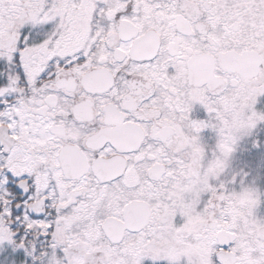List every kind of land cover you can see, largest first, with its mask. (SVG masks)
I'll return each mask as SVG.
<instances>
[{
  "label": "snow or ice",
  "instance_id": "obj_1",
  "mask_svg": "<svg viewBox=\"0 0 264 264\" xmlns=\"http://www.w3.org/2000/svg\"><path fill=\"white\" fill-rule=\"evenodd\" d=\"M261 97L264 0H0V264H264Z\"/></svg>",
  "mask_w": 264,
  "mask_h": 264
},
{
  "label": "flooded vegetation",
  "instance_id": "obj_2",
  "mask_svg": "<svg viewBox=\"0 0 264 264\" xmlns=\"http://www.w3.org/2000/svg\"><path fill=\"white\" fill-rule=\"evenodd\" d=\"M257 109L264 110V97L260 98ZM196 115L199 118L203 117V113L199 110ZM203 137L204 141L210 146L214 145L213 133L206 131L203 133ZM254 139L259 141V148L252 147ZM229 171L230 173H247L246 183L254 185L262 193H264V124L258 126V128L254 130L251 138H246L238 144L236 151L232 156ZM257 215L260 218H264V203L261 204Z\"/></svg>",
  "mask_w": 264,
  "mask_h": 264
}]
</instances>
